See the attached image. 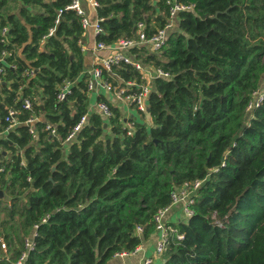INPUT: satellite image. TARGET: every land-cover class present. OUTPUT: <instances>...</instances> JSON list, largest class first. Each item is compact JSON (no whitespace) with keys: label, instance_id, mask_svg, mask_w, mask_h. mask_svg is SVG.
<instances>
[{"label":"trees","instance_id":"obj_1","mask_svg":"<svg viewBox=\"0 0 264 264\" xmlns=\"http://www.w3.org/2000/svg\"><path fill=\"white\" fill-rule=\"evenodd\" d=\"M70 1L0 0V264L25 252L22 264H106L135 251L177 188L197 181L191 214L167 222L162 264H264V95L246 107L264 74V0H175L185 8L160 49L128 50L170 74L148 82L147 112L132 106L139 120L102 94L112 115L89 112L86 32ZM96 2L107 45L138 24L152 37L170 15L168 0ZM101 71L124 94L146 82L124 62ZM9 110L17 124L6 129Z\"/></svg>","mask_w":264,"mask_h":264},{"label":"built area","instance_id":"obj_2","mask_svg":"<svg viewBox=\"0 0 264 264\" xmlns=\"http://www.w3.org/2000/svg\"><path fill=\"white\" fill-rule=\"evenodd\" d=\"M90 4L95 8L97 6L96 0H89ZM170 3V15L168 19V23L163 27L161 30H159L155 35L152 37L147 38L142 31V24H138V33L137 36L134 38H122L116 41L113 45H107L105 43L96 42L94 45L95 50H103V49H110L111 53L102 59L99 60V63L96 64L89 70L90 77L87 82V90L89 93H92L93 91L102 90L106 91L108 93L113 94L115 100L119 101H125L128 104L132 105L136 110H138L141 113L147 112V100L148 96L151 92L150 90V84L149 81H152V79L156 77H169V73L167 71L152 68L150 66L142 65L139 61L133 59L131 55L129 54V49L134 46H142L147 45L150 50L152 51H158L160 47L162 46L164 40L166 39V32L167 28L173 26L174 24V17L178 11H181V9H184L185 7L181 4L175 3V0H168ZM72 9L74 10L80 17H81V26L85 32L86 29L91 28L95 34L102 33V28L99 24V19L92 22L86 12L84 11L81 1L80 0H71L70 3L65 7V9ZM7 27L4 26L1 29V33L3 38V41H7ZM81 46V51L83 52L85 50V44L84 42H79ZM8 51V50H7ZM7 51H4L2 53L3 55L7 53ZM127 63L130 64L132 67H134L135 70H138L142 74V78L144 77L148 79L143 85H135L133 81H127L126 84L128 86H136L139 89V92L135 94H124L123 89L116 90L112 85L102 78V71L101 69L103 67L108 68L111 64H118V63ZM151 72V74H150ZM70 86V83H65L64 86L60 89L58 98L59 100H64V98L67 95V90ZM264 95V88L262 90H259L257 92H254L252 95V99L247 104V110L251 111L254 109L258 104L260 103L262 97ZM25 106L29 107L30 103L28 100H25ZM94 112H97L100 114L104 119L108 118L112 115V111L109 107V105L104 101H97L93 106L92 110ZM89 111V112H91ZM9 114L6 116V121H8V126L6 129H9L17 124L15 113L12 110H9ZM88 120V113H85L72 127V129L69 131L70 133L65 138L64 144L72 142L76 139L78 133L80 132V129L85 125V123ZM32 122V120H29ZM50 125H47V128H49ZM51 132H54V129H51ZM2 133H0V136ZM200 185V182H195L192 186H189L188 183L184 184L182 187L177 188V190L172 194V202L167 208H164L163 210L159 211V213L155 217V229L158 231L159 236L156 240L155 246H154V254L158 257L161 256V254L165 251V247L167 245L168 237L171 232H174L175 228H173L170 224H168L165 220L166 213L169 210L170 206L175 205V203L182 202L183 203V211H184V219H186L190 214L191 210L188 208V204L192 202V193L196 191L197 187ZM32 245L31 238L28 237V239L25 241V249H29ZM1 247L4 249L5 245L2 244ZM135 252V251H133ZM130 252V253H133ZM129 252H120L115 255L118 256H128L130 254ZM26 256V252L23 254V256L16 261L14 264H22L23 260ZM140 264H153L152 257L145 258L141 261Z\"/></svg>","mask_w":264,"mask_h":264},{"label":"crops","instance_id":"obj_3","mask_svg":"<svg viewBox=\"0 0 264 264\" xmlns=\"http://www.w3.org/2000/svg\"><path fill=\"white\" fill-rule=\"evenodd\" d=\"M81 5L86 12L88 18L94 22L98 19L97 12L95 8L90 4L89 0H80ZM86 35L84 39L85 44V71L91 70L93 66L99 63V60L111 53L110 49L106 48L103 50H95L94 45L96 43V34L91 28L85 30ZM151 74V72H150ZM149 78L146 77V81ZM260 90L264 88V74L262 75ZM102 94L106 96L110 101H112L119 110L121 111L124 120L137 119L139 120L138 112L132 107V105L127 102L115 100L113 94L106 91L97 90L89 94L90 103L88 105V110H92V106L97 102V96ZM146 124H150V116L146 114L144 116V121ZM166 222H178L179 220H184V214L182 213V208L179 205L170 206L169 210L166 213ZM159 236V233L154 230L145 240H142L141 243L135 248V252L128 254V256H118L114 255L108 260L106 264H140L141 261L145 258L152 257L153 264H162L160 257L154 254V246L156 240Z\"/></svg>","mask_w":264,"mask_h":264},{"label":"rangeland","instance_id":"obj_4","mask_svg":"<svg viewBox=\"0 0 264 264\" xmlns=\"http://www.w3.org/2000/svg\"><path fill=\"white\" fill-rule=\"evenodd\" d=\"M175 205H179L181 208L183 207V203L182 202L175 203ZM182 213L184 214L183 208H182Z\"/></svg>","mask_w":264,"mask_h":264},{"label":"water","instance_id":"obj_5","mask_svg":"<svg viewBox=\"0 0 264 264\" xmlns=\"http://www.w3.org/2000/svg\"><path fill=\"white\" fill-rule=\"evenodd\" d=\"M5 197H6L5 193L2 190H0V198H5Z\"/></svg>","mask_w":264,"mask_h":264}]
</instances>
